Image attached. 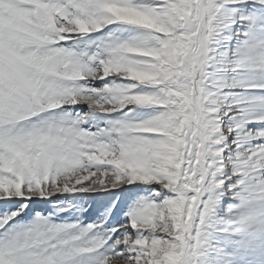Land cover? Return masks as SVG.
Here are the masks:
<instances>
[{"label": "snow or ice", "instance_id": "1", "mask_svg": "<svg viewBox=\"0 0 264 264\" xmlns=\"http://www.w3.org/2000/svg\"><path fill=\"white\" fill-rule=\"evenodd\" d=\"M0 264H264V0H0Z\"/></svg>", "mask_w": 264, "mask_h": 264}]
</instances>
